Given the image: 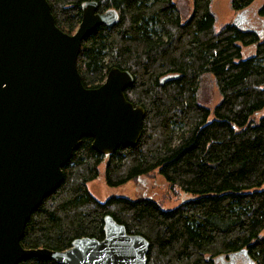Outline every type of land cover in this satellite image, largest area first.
<instances>
[{"label": "trees", "instance_id": "16d2710c", "mask_svg": "<svg viewBox=\"0 0 264 264\" xmlns=\"http://www.w3.org/2000/svg\"><path fill=\"white\" fill-rule=\"evenodd\" d=\"M56 26L73 35L83 6L114 11L117 21L98 26L82 42L77 66L86 88H98L112 68L134 83L128 101L144 108L142 136L104 157L84 137L64 166V180L32 213L21 244L25 249L65 251L80 238L102 240L105 218L124 225L150 244L147 264H222L247 250L264 264V4L261 30L226 25L217 31L212 0H193L186 22L173 0H47ZM255 0H232L243 11ZM243 46L255 55L242 58ZM214 78L221 101L200 104V81ZM214 118L211 119V115ZM105 164V179L119 186L159 168L173 186L200 195L166 210L150 199L111 197L99 202L88 183ZM244 261H246V257ZM19 264H57L29 258Z\"/></svg>", "mask_w": 264, "mask_h": 264}, {"label": "water", "instance_id": "95a60500", "mask_svg": "<svg viewBox=\"0 0 264 264\" xmlns=\"http://www.w3.org/2000/svg\"><path fill=\"white\" fill-rule=\"evenodd\" d=\"M83 6L77 31L55 23L47 0H0V264L39 258L57 264H147L149 242L105 218L102 240L80 238L65 251L25 249L22 238L32 213L64 180V166L84 137L104 157L142 136L145 110L128 101L134 83L112 68L98 88H86L77 61L84 39L98 26L113 25L114 11ZM239 15L232 25L243 26ZM247 250L231 256L230 264ZM244 259V258H243ZM236 264V263H235Z\"/></svg>", "mask_w": 264, "mask_h": 264}, {"label": "rangeland", "instance_id": "374dc122", "mask_svg": "<svg viewBox=\"0 0 264 264\" xmlns=\"http://www.w3.org/2000/svg\"><path fill=\"white\" fill-rule=\"evenodd\" d=\"M232 0H212L211 9L216 18V30L220 31L226 25L233 24L239 15L245 16L243 28L247 30H261L262 21L257 15L259 7L264 4V0H255V2L243 11H234L231 8ZM177 7V14L182 22H186L193 11V0H173ZM77 31V30H76ZM242 48V58L246 59L255 55L254 46L246 47L238 43ZM200 104L213 110L221 101L213 76L206 75L200 81V90L198 94ZM264 115V109L250 119V121H259ZM211 119L214 118L212 114ZM99 176L88 183V191L99 202H106L111 197H123L130 200H139L150 198L156 201L161 208L170 210L179 206L182 202L193 200L200 197L197 194H191L183 191L178 186L171 185L160 173L159 168L154 169L147 175L130 180L119 186H110L105 179V164L100 165ZM264 185L261 187L263 188ZM264 237V229L261 232ZM241 262V261H240ZM220 264V263H219ZM223 264V263H222Z\"/></svg>", "mask_w": 264, "mask_h": 264}, {"label": "flooded vegetation", "instance_id": "af4514ba", "mask_svg": "<svg viewBox=\"0 0 264 264\" xmlns=\"http://www.w3.org/2000/svg\"><path fill=\"white\" fill-rule=\"evenodd\" d=\"M97 12L99 13L100 11L97 10ZM221 262H223V264H230V261H227V260L225 261L223 259L221 260ZM235 263L236 264H244V259L242 257H239V258L236 259Z\"/></svg>", "mask_w": 264, "mask_h": 264}]
</instances>
